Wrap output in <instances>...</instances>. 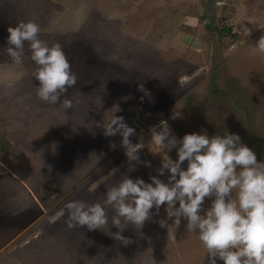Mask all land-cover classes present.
<instances>
[{"label":"rangeland","instance_id":"374dc122","mask_svg":"<svg viewBox=\"0 0 264 264\" xmlns=\"http://www.w3.org/2000/svg\"><path fill=\"white\" fill-rule=\"evenodd\" d=\"M21 20L62 45L77 76L61 96L71 108L37 97L27 43L21 64L7 55V28ZM262 35L264 0H0V264H207L183 220L159 225L163 206L142 229L125 228L124 245L111 206L108 223L88 230L68 226L65 205L103 206L127 175L150 182L163 154L148 141L161 120L178 137L239 133L264 161ZM114 115L136 130L137 161L119 135L103 134Z\"/></svg>","mask_w":264,"mask_h":264},{"label":"clouds","instance_id":"9594fccd","mask_svg":"<svg viewBox=\"0 0 264 264\" xmlns=\"http://www.w3.org/2000/svg\"><path fill=\"white\" fill-rule=\"evenodd\" d=\"M40 31L34 20L9 26L5 51L19 65L27 43L36 65L37 97L69 109L72 101L61 96L76 84L77 76L62 45L41 40ZM255 47L264 52V35ZM102 128L106 137H121L120 145L129 160L139 159L140 143L130 140L136 130L123 116L114 115ZM150 132L148 143L155 153L163 154L157 175H151L150 182L125 176L106 190L103 206L69 201L65 205L68 226L101 229L108 223L105 206H111V224L118 229L112 237L127 245L130 238L122 235L123 230L129 225L142 229L152 218V210L158 215L163 206L166 215L159 225L169 228L168 220L177 226L183 220L187 231L196 232L206 249L207 264H264V161L257 159L239 133L228 130L222 135L210 136L203 130L178 137L168 122L161 120ZM173 149L175 159L168 155ZM145 165L151 167V162ZM165 175L166 180L160 178Z\"/></svg>","mask_w":264,"mask_h":264},{"label":"crops","instance_id":"0c3cea01","mask_svg":"<svg viewBox=\"0 0 264 264\" xmlns=\"http://www.w3.org/2000/svg\"><path fill=\"white\" fill-rule=\"evenodd\" d=\"M183 247H184V246H183ZM185 247H186V245H185ZM185 251H186V250H185ZM202 252H203V251H200V250L198 251V250H197V252H196V256H197L198 254L202 253ZM186 253H188V252H186ZM190 255L193 256V257L195 256L194 254H190Z\"/></svg>","mask_w":264,"mask_h":264},{"label":"trees","instance_id":"16d2710c","mask_svg":"<svg viewBox=\"0 0 264 264\" xmlns=\"http://www.w3.org/2000/svg\"><path fill=\"white\" fill-rule=\"evenodd\" d=\"M208 26H210V25H208ZM228 32H230L231 31V28H227L226 29ZM0 145H1V143H0Z\"/></svg>","mask_w":264,"mask_h":264}]
</instances>
